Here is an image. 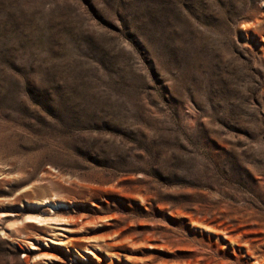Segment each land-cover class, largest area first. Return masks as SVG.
I'll list each match as a JSON object with an SVG mask.
<instances>
[{"label":"rangeland","instance_id":"1","mask_svg":"<svg viewBox=\"0 0 264 264\" xmlns=\"http://www.w3.org/2000/svg\"><path fill=\"white\" fill-rule=\"evenodd\" d=\"M204 261L264 264V0H0V264Z\"/></svg>","mask_w":264,"mask_h":264},{"label":"bare ground","instance_id":"2","mask_svg":"<svg viewBox=\"0 0 264 264\" xmlns=\"http://www.w3.org/2000/svg\"><path fill=\"white\" fill-rule=\"evenodd\" d=\"M47 200V199H46ZM48 203H50L49 204V207H50V212L52 213H48V214H46V216L45 217H39V218H31V219H33V220H35L36 221V224H38V225H55V224H57V223H60V221L58 220V218H57V220L55 219V218H52L53 216L52 215H55V212L57 211V212H59L61 209H63V208H65L66 206H67V204H65V203H61V202H48V200L47 201H45L44 202V204H48ZM52 216V217H51ZM35 217V216H34ZM62 218V217H61ZM28 219V218H27ZM60 219V218H59ZM34 221V222H35ZM63 221V220H62ZM33 222V221H32ZM33 222V223H34ZM40 227V226H39ZM44 227V226H43ZM224 238V240L226 241V242H224V244L225 245H227V243H228V245H230V244H233L234 243V240H231L229 237L227 238V236L225 235V236H223ZM227 238V239H226ZM55 242V241H54ZM55 244H56V242H55ZM59 244V243H58ZM62 244V243H61ZM88 252V251H87ZM199 264V263H198ZM203 264H220V263H215V262H208V261H204V263Z\"/></svg>","mask_w":264,"mask_h":264}]
</instances>
